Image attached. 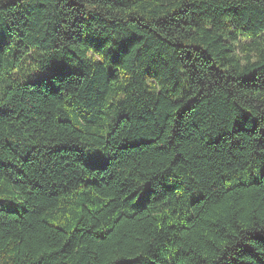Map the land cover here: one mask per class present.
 <instances>
[{
  "label": "trees",
  "instance_id": "trees-1",
  "mask_svg": "<svg viewBox=\"0 0 264 264\" xmlns=\"http://www.w3.org/2000/svg\"><path fill=\"white\" fill-rule=\"evenodd\" d=\"M0 264H264V0H0Z\"/></svg>",
  "mask_w": 264,
  "mask_h": 264
}]
</instances>
